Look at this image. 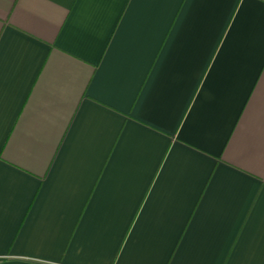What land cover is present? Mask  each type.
Listing matches in <instances>:
<instances>
[{
    "label": "crops",
    "instance_id": "crops-1",
    "mask_svg": "<svg viewBox=\"0 0 264 264\" xmlns=\"http://www.w3.org/2000/svg\"><path fill=\"white\" fill-rule=\"evenodd\" d=\"M0 264H264V0H0Z\"/></svg>",
    "mask_w": 264,
    "mask_h": 264
}]
</instances>
